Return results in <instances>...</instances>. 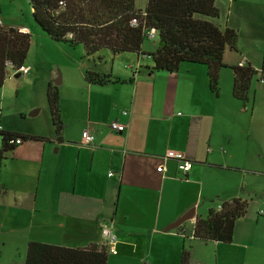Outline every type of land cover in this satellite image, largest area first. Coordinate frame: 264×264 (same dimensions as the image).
Segmentation results:
<instances>
[{"label": "crops", "instance_id": "crops-1", "mask_svg": "<svg viewBox=\"0 0 264 264\" xmlns=\"http://www.w3.org/2000/svg\"><path fill=\"white\" fill-rule=\"evenodd\" d=\"M5 23L0 14V24ZM8 26L29 32L25 25ZM151 42L153 49L142 43L141 50L153 51ZM238 42L240 58L229 66L253 62L264 50ZM102 51L84 71L120 81L98 84L82 72L61 76L52 70L50 76L66 85L57 111L61 130L56 135L53 124V129L22 130L18 133L47 139L22 141L0 158V233L11 232L22 247L18 262L6 264H22L30 241L104 245L106 264H180L184 248L185 264H264V231L241 225L242 216L228 244L187 236L196 217L230 198L264 207V153L257 145L245 152L239 144L242 134L248 140L256 132L252 116L243 114L247 104L230 90L220 93L225 85L220 71V89L212 94L203 66L150 71L144 68L151 65L148 57ZM108 58L109 68H100L97 62ZM258 90L264 94V81ZM111 120L124 129L110 130ZM83 130L94 137V147L81 144ZM166 150L180 152L191 161L190 169L182 173L176 160L162 162ZM159 163L162 172L155 169ZM189 211L190 227L183 222L167 230ZM103 222L116 236L108 247L100 232Z\"/></svg>", "mask_w": 264, "mask_h": 264}, {"label": "trees", "instance_id": "trees-1", "mask_svg": "<svg viewBox=\"0 0 264 264\" xmlns=\"http://www.w3.org/2000/svg\"><path fill=\"white\" fill-rule=\"evenodd\" d=\"M34 23L50 39L69 46L81 45L86 57L100 60L98 52L105 49L111 54L132 53L148 57L150 71L174 72L180 64H195L205 68L208 90L218 92V73L224 63L225 49L236 51L238 33L234 28L215 25L218 9L214 0H146L143 9H137L134 0H28ZM153 32L155 48L143 52L144 38ZM30 43L29 32L0 24V87L6 67L16 71L22 65ZM231 95L243 103L249 97L253 77L264 79V50L258 69L244 60L243 66H230ZM88 82L102 84L119 82L110 74L84 71ZM46 100L55 133L61 130L57 111V90L46 84ZM46 137L20 134L0 127V158L13 147L26 140H46ZM245 199L230 198L219 207L209 209L204 217H196L191 225L190 237L202 242L230 243L234 223L246 212ZM108 247V245H105ZM104 245L88 244L67 247L38 241L26 244L22 264H106ZM188 248L180 255L185 264Z\"/></svg>", "mask_w": 264, "mask_h": 264}, {"label": "rangeland", "instance_id": "rangeland-1", "mask_svg": "<svg viewBox=\"0 0 264 264\" xmlns=\"http://www.w3.org/2000/svg\"><path fill=\"white\" fill-rule=\"evenodd\" d=\"M145 4L146 0H134L137 9H143ZM214 5L218 9L219 15L217 18L209 20L221 28L227 26L236 29L239 47L242 45L264 47V0H214ZM0 14L6 22V26L8 23L9 25H25L28 27L30 35L29 47L22 63L23 66H29L27 74H20L16 77L14 76L15 72L10 67H6L4 82L0 87V127L17 133L30 129L33 125L47 128L51 126L53 129L46 100V84L50 83L56 88L57 106L60 103L59 96L66 89V85L61 82L55 83V77L50 76L51 71H57L61 76L63 72L69 76H76L81 72L84 74L85 66L91 62V59L85 56L81 45L69 46L45 35L34 23L28 0H0ZM155 39L156 37L153 39L144 38V46L153 49L151 41H155ZM236 51L225 49L223 52L222 62L225 66L221 68L220 73L222 81L225 76V85L223 82L221 83L222 92L220 93L222 94L231 91L232 74L229 65L232 62L236 63L240 58ZM102 52L107 51L103 50ZM261 52L257 53L255 59H252L253 62L249 61V64L255 69L259 68ZM140 60L144 61L142 58ZM97 64L100 65V68L108 69L110 59L101 60ZM256 78L258 75L250 81L249 97L252 96V101L245 102L247 113H243L244 117L245 114L252 116L254 122L252 127L256 132H253V136L248 140L242 134L239 144L245 152L257 145L264 153V94L258 90L263 82ZM218 87L220 89L219 84ZM32 110H37V112L29 115ZM251 198L253 199V197ZM258 211L263 214L259 216ZM239 220L241 225L264 231V207L258 206L248 199L246 212ZM184 225L190 227L188 222H185ZM187 234L190 236L188 228ZM0 238L3 239V245L0 244V264H6L8 261L18 262L19 252L17 249L19 248L22 255V247L16 244L11 232L0 233ZM209 252L211 253V250Z\"/></svg>", "mask_w": 264, "mask_h": 264}, {"label": "built area", "instance_id": "built-area-1", "mask_svg": "<svg viewBox=\"0 0 264 264\" xmlns=\"http://www.w3.org/2000/svg\"><path fill=\"white\" fill-rule=\"evenodd\" d=\"M19 30L25 31L26 29L22 28ZM149 37L150 38L153 37V32L149 33ZM237 65L243 66L244 60H240ZM14 72H18L19 74H25L28 72V67L20 65ZM123 113H125V111ZM107 126L110 130L115 131V132H121L124 129V124L118 123L115 120H111L110 122H108ZM93 140H94V137L91 134H89L86 130H83L81 132V144L94 147L95 145L93 144ZM159 158L161 159L162 162L167 159L176 160V167L182 173H186L192 165L190 160L185 159L180 152H177L174 150H166ZM155 169L157 172H162L164 170V167L162 163H159ZM108 175H112V172H108ZM258 214L262 215L263 213L261 211H258ZM100 232L103 238V244L108 245V246H111L112 244H114L116 240V236L112 232L111 226L109 224L103 222L100 225Z\"/></svg>", "mask_w": 264, "mask_h": 264}, {"label": "water", "instance_id": "water-1", "mask_svg": "<svg viewBox=\"0 0 264 264\" xmlns=\"http://www.w3.org/2000/svg\"><path fill=\"white\" fill-rule=\"evenodd\" d=\"M19 73L15 72L14 76H18ZM55 83H57L55 81ZM37 112V110H32L29 112V115H33ZM192 218V211L186 212L185 214H183L182 216H180L172 225H170L169 227H167V230L172 229L177 227L178 225L182 224L183 222L189 220Z\"/></svg>", "mask_w": 264, "mask_h": 264}]
</instances>
